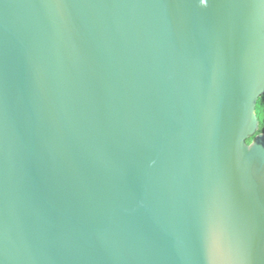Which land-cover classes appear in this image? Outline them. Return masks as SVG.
I'll return each mask as SVG.
<instances>
[{"label": "water", "instance_id": "obj_1", "mask_svg": "<svg viewBox=\"0 0 264 264\" xmlns=\"http://www.w3.org/2000/svg\"><path fill=\"white\" fill-rule=\"evenodd\" d=\"M263 93L264 8L0 0V264H264Z\"/></svg>", "mask_w": 264, "mask_h": 264}, {"label": "trees", "instance_id": "obj_2", "mask_svg": "<svg viewBox=\"0 0 264 264\" xmlns=\"http://www.w3.org/2000/svg\"><path fill=\"white\" fill-rule=\"evenodd\" d=\"M255 112L258 118V129L255 133H264V93L261 94L257 99ZM251 139L252 137L248 138L246 142L249 143Z\"/></svg>", "mask_w": 264, "mask_h": 264}, {"label": "snow or ice", "instance_id": "obj_3", "mask_svg": "<svg viewBox=\"0 0 264 264\" xmlns=\"http://www.w3.org/2000/svg\"><path fill=\"white\" fill-rule=\"evenodd\" d=\"M240 3L246 7L249 8H254V7H260V8H264V0H240ZM261 243H264V233H262L261 237ZM219 240V236L218 234L213 231L211 233V241L213 244H216Z\"/></svg>", "mask_w": 264, "mask_h": 264}]
</instances>
